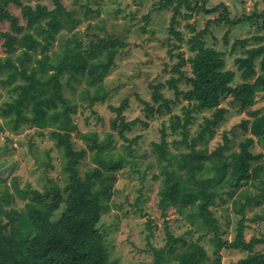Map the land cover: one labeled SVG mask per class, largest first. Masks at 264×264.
Masks as SVG:
<instances>
[{
  "label": "trees",
  "instance_id": "1",
  "mask_svg": "<svg viewBox=\"0 0 264 264\" xmlns=\"http://www.w3.org/2000/svg\"><path fill=\"white\" fill-rule=\"evenodd\" d=\"M192 0H161L159 9L174 6L170 29L179 38L181 33L174 28L177 17H190L194 12L213 14L222 4L206 7ZM55 8L38 3L34 6L23 4L20 0H0V38L4 39L7 55L0 56V85L8 86L10 100L0 106V131L6 128L16 133L24 127L34 128L42 133L49 129L55 148L47 151L49 168H54L53 150L62 157L61 176L58 180L47 177L42 188L32 187L31 183L20 186L17 177L11 183L13 192L10 199L4 188L0 191V264H108L110 257L105 235L98 228L102 212L109 209L108 201L113 194L117 172L124 167L128 156L120 152L100 151L91 156L95 163L91 169H98L101 174L86 178L80 165L86 159L88 150L77 148L72 131L77 127L73 115L78 104L66 94V87H73L72 81L83 77L99 80L112 65L119 48L123 46L117 38L108 35H96L97 42H91V56L83 54V42L76 38L64 41V49L55 51L56 57L49 51L56 35L72 12L62 0H53ZM14 3L22 8L26 25L19 24L17 16L8 6ZM190 12H182V8ZM227 10V9H226ZM91 12V10H89ZM250 19V18H246ZM11 24V32L3 31L4 21ZM233 20L229 15L215 19L217 24L229 26L243 22ZM264 24V23H263ZM264 28V25H263ZM194 29V27H193ZM206 30L199 31L193 37V49L200 52L194 60L193 76H188L180 68L185 61L180 54L174 71L177 77L168 80L175 99L167 98L160 91L162 83L154 86V100L157 106L146 102L145 111L162 113L171 110V104L184 96L188 100L184 117L174 115V129L182 127L181 144L189 146L188 151L173 152L164 138L153 142L160 165L161 187L159 206L163 215L174 208L196 229L187 234L199 232L197 240L187 241L183 236H176L167 231V245L164 248L151 246L154 253L153 264H223L219 254L224 249L246 251L248 254L236 264H264V238L253 237L247 241L246 210L264 203V152L255 153L252 147L256 140L264 146V110L249 111L252 119H243L240 126L251 136L240 142L239 151L229 153V139L209 152L208 147H199L200 140L207 139L206 133L214 134V126L224 118L225 108L220 107L221 100L232 96L242 108H251L259 98L264 97V43L247 50V57L238 58L239 70H242V83L235 84L236 71L226 70L225 61L219 52L206 47L203 36ZM264 40V34L255 37ZM226 42H228L226 36ZM249 39L237 40L234 48L245 46ZM175 46L178 47L177 44ZM18 52L17 54H14ZM260 57V72L255 69V60ZM252 82L248 79L255 76ZM186 80L191 87L182 90L179 82ZM126 104L116 107L120 121L119 135L128 142L125 144L129 155L134 154L133 144L137 137L129 138L125 131L132 128L133 122H125L120 116ZM192 109H215L212 118H206L200 134L191 141L188 139L187 125L193 119ZM118 118V117H117ZM147 125V123H144ZM62 183V185H61ZM256 187V193L243 194L245 201H240L236 213L241 217L237 235L233 241L221 238L224 233L211 206L217 199H224L225 189L238 190L246 185ZM31 206L36 212L35 220L28 217L27 210L18 203ZM238 201L236 200V203ZM215 245L211 258L207 248L201 244L205 236ZM151 236H148L150 241ZM185 246L171 262V256L178 251L177 246ZM262 245L261 250L254 248Z\"/></svg>",
  "mask_w": 264,
  "mask_h": 264
},
{
  "label": "rangeland",
  "instance_id": "2",
  "mask_svg": "<svg viewBox=\"0 0 264 264\" xmlns=\"http://www.w3.org/2000/svg\"><path fill=\"white\" fill-rule=\"evenodd\" d=\"M23 4L35 7L41 3L48 9L55 8L53 0H20ZM161 0H62L63 4L72 12L71 19L57 33L50 52L54 57L55 51H62L64 41L76 38L83 42V54L91 56L93 49L91 42H97L96 35L101 37L111 35L117 38L123 46L119 48L112 65L105 73L104 78L91 80L83 77L72 81L73 87H66L65 91L77 104L78 109L73 115L77 127L72 131L73 140L77 148H86L88 155L80 165L86 178L101 174L95 166L91 156L100 151L120 152L128 156L124 167L117 172V180L113 186V194L108 201L109 209L102 212L98 228L105 235L110 260L108 264H153L154 253L151 246L164 248L167 245V231L176 236H183L187 241L197 240L199 232L187 234L190 229H196L185 218L170 208L163 215L159 206L161 187L160 165L157 153L152 143L160 142L165 138L168 148L173 152H184L190 148L179 141L183 138L182 127L174 129L176 118H181L187 112L188 100L181 96L177 102L171 104V110L162 113L145 111L146 102L157 106L154 100L156 84L162 83L160 91L170 99H175L173 89L169 88L168 80L178 74L174 71L178 64L180 54L185 61L180 68L188 76H193L194 60L199 54L193 49V37L199 31L206 30L203 36L207 48L219 52L225 61L226 70L236 71L234 83H242V70H239L237 59L247 57V50L260 46L262 39L255 37L264 34V0H206V7L211 8L222 4L213 14L194 12L190 17L178 16L174 28L178 30L182 39H179L170 29L174 6L159 9ZM193 3L196 0H192ZM204 4L201 0L199 4ZM9 11L18 17L19 24L26 25L22 8L14 3L8 6ZM227 9V10H226ZM91 10V12H89ZM182 12H190L182 8ZM229 15L233 20L245 19L241 23L229 26L217 24L214 20ZM246 18H250L249 20ZM194 27V29H193ZM3 31L11 32L10 22L1 24ZM226 36L228 42H226ZM249 39L245 46L234 48L237 40ZM0 38V56L8 53ZM175 44L178 45L175 46ZM18 52L14 53L17 54ZM260 57L255 60V69L260 72ZM256 75L247 81L252 82ZM182 90L191 87L185 79L179 82ZM10 100L8 86L0 85V106ZM120 116L125 122H133L132 128L125 131L129 138L137 137L133 144L134 154H128L125 144H128L119 135L120 118L115 109L122 104ZM220 107L225 108L224 118L214 126V134L198 142L199 147H208L209 152L223 144L226 137L229 139V153L239 151L240 142L251 134L241 126L243 119H252L250 110L262 108L264 110V97L259 98L256 105L251 108H242L227 96L221 100ZM215 109H192L193 119L187 125L188 139L196 138L202 130L205 119L212 118ZM118 117V118H117ZM4 119L0 116V123ZM144 123H147L145 125ZM252 147L255 153L264 152V146L258 142ZM55 145L49 129L44 133L34 128L24 127L14 133L10 129L0 131V191L2 188L9 199L14 189L11 183L17 177L20 186L31 183L32 187L42 188L47 177L58 180L61 176L62 157L59 151L53 150L54 168H49L48 150ZM62 185V183H61ZM229 193L223 194L224 199H217L211 209L219 220L224 233L221 238L233 241L237 235L238 223L241 217L235 208L240 201H245L243 194L256 193V187L246 185L241 189H225ZM236 200L238 201L236 203ZM18 203L27 210L28 217L35 220L36 212L31 206L25 205L18 199ZM247 228L245 239L253 237L264 238V203L252 206L246 210ZM151 236L148 241V236ZM210 235L201 240L211 258L217 255L216 248L209 239ZM177 252L171 256V262L185 246L178 245ZM262 245L254 248L261 250ZM223 264H236L248 253L241 250L222 249L219 253Z\"/></svg>",
  "mask_w": 264,
  "mask_h": 264
}]
</instances>
